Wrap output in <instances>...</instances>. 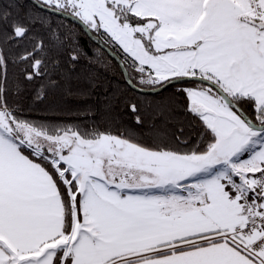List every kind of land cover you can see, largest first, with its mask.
<instances>
[{"label":"snow or ice","instance_id":"6c2138e0","mask_svg":"<svg viewBox=\"0 0 264 264\" xmlns=\"http://www.w3.org/2000/svg\"><path fill=\"white\" fill-rule=\"evenodd\" d=\"M0 264H264V0H0Z\"/></svg>","mask_w":264,"mask_h":264},{"label":"trees","instance_id":"16d2710c","mask_svg":"<svg viewBox=\"0 0 264 264\" xmlns=\"http://www.w3.org/2000/svg\"><path fill=\"white\" fill-rule=\"evenodd\" d=\"M89 47H94L93 45H91L90 43H89V45H88Z\"/></svg>","mask_w":264,"mask_h":264}]
</instances>
